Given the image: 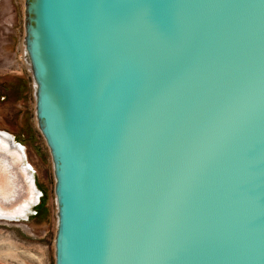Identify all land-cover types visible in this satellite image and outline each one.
<instances>
[{"label":"water","instance_id":"obj_1","mask_svg":"<svg viewBox=\"0 0 264 264\" xmlns=\"http://www.w3.org/2000/svg\"><path fill=\"white\" fill-rule=\"evenodd\" d=\"M24 27L55 264H264V0H25Z\"/></svg>","mask_w":264,"mask_h":264},{"label":"rangeland","instance_id":"obj_2","mask_svg":"<svg viewBox=\"0 0 264 264\" xmlns=\"http://www.w3.org/2000/svg\"><path fill=\"white\" fill-rule=\"evenodd\" d=\"M24 19L25 0H0V130L26 149L41 196L28 219H0V264H54L55 177L38 128L34 80L23 53Z\"/></svg>","mask_w":264,"mask_h":264},{"label":"bare ground","instance_id":"obj_3","mask_svg":"<svg viewBox=\"0 0 264 264\" xmlns=\"http://www.w3.org/2000/svg\"><path fill=\"white\" fill-rule=\"evenodd\" d=\"M22 45H23V53H24V56H25L26 52H25L24 40L22 41ZM25 61H26V59H25ZM26 64L28 65L27 61H26ZM28 67H29V65H28ZM0 131H2V130H0ZM3 134L5 135V133H3ZM3 134H0V145L1 144L5 145L8 142ZM25 150L26 149L24 148L23 152ZM15 153L17 155L20 154V152L18 150L15 151ZM1 162L2 161L0 160V190H1V193L3 195L2 199H3V204H4V203H6L7 201L10 200L9 198H6L8 196H10V198L11 197L13 198V196H16L14 198L19 199L21 197L19 195H21L22 190H21V187H19V184L17 183V181L13 177L12 173L10 172V170H8L6 167H4V165ZM1 193H0V196H1ZM0 209H1L0 212L2 210H4V212L6 211L5 208H3V207H0ZM23 209H24L23 207L19 206L16 209H12V210H8V211H9V213L10 212H12V213H22L24 211ZM4 212H1V214H4ZM11 215L12 214L6 215L7 220H9L8 218H10ZM56 231H57V220H56ZM56 231H55V235H56ZM54 264H55V241H54Z\"/></svg>","mask_w":264,"mask_h":264}]
</instances>
